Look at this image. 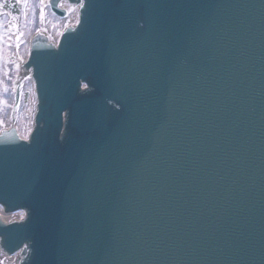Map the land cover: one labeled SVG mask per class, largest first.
Instances as JSON below:
<instances>
[{"label": "water", "instance_id": "1", "mask_svg": "<svg viewBox=\"0 0 264 264\" xmlns=\"http://www.w3.org/2000/svg\"><path fill=\"white\" fill-rule=\"evenodd\" d=\"M65 2L77 25L56 47L35 35L23 65L28 141L0 134V206L25 212L0 250L264 264V0Z\"/></svg>", "mask_w": 264, "mask_h": 264}, {"label": "rangeland", "instance_id": "2", "mask_svg": "<svg viewBox=\"0 0 264 264\" xmlns=\"http://www.w3.org/2000/svg\"><path fill=\"white\" fill-rule=\"evenodd\" d=\"M31 3V2H30ZM73 12V10H70V14ZM23 15L22 17L25 18V21L23 22V30L21 31V34L26 32V40H28L34 33L41 31L48 35L49 40L53 43H55L58 39V36L60 32L69 24L72 23V20L67 19L63 23H56L47 26V22L42 18V6H38V8L35 9V7L31 6H25L23 7L22 11ZM30 16H32V19H30ZM30 19V20H29ZM8 19L5 20V26L8 25ZM18 24L16 26V29L19 30ZM6 32L4 29H1V31ZM19 33V32H18ZM2 35H0L1 37ZM19 37V34H18ZM22 50L18 52L17 58H14V61L10 62L9 55L12 53V49H8L6 51L5 41L0 39V59L5 60V65L7 68H13L17 70V65L19 63H22L25 60V42L22 43ZM13 64V67L11 66ZM15 76V73H11V78ZM12 82V81H11ZM17 83H21V103L20 106L17 108L16 114H15V124L17 127V131L19 132L20 136L22 138H25L27 131L29 130L30 122L32 120V109H34L35 101L33 98L32 93L30 92L29 87V81L28 79H22L21 81H16ZM15 87L14 84H11L10 82L6 83L4 87H0V132L2 129H7L12 124L11 119V112H12V105H13V93H14ZM34 111V110H33ZM32 123V122H31Z\"/></svg>", "mask_w": 264, "mask_h": 264}, {"label": "flooded vegetation", "instance_id": "3", "mask_svg": "<svg viewBox=\"0 0 264 264\" xmlns=\"http://www.w3.org/2000/svg\"><path fill=\"white\" fill-rule=\"evenodd\" d=\"M8 77H10V73L7 72L6 70H3L1 65H0V87H4L5 84L8 83L7 82L8 81ZM13 80H15V79H13Z\"/></svg>", "mask_w": 264, "mask_h": 264}, {"label": "bare ground", "instance_id": "4", "mask_svg": "<svg viewBox=\"0 0 264 264\" xmlns=\"http://www.w3.org/2000/svg\"><path fill=\"white\" fill-rule=\"evenodd\" d=\"M7 217H9V216H4L3 214H1V219H2L4 222L7 221Z\"/></svg>", "mask_w": 264, "mask_h": 264}, {"label": "snow or ice", "instance_id": "5", "mask_svg": "<svg viewBox=\"0 0 264 264\" xmlns=\"http://www.w3.org/2000/svg\"><path fill=\"white\" fill-rule=\"evenodd\" d=\"M17 2H20V0H17ZM2 7H4V5L3 4H0V8H2Z\"/></svg>", "mask_w": 264, "mask_h": 264}]
</instances>
